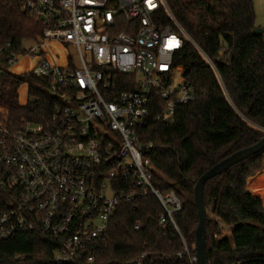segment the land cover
<instances>
[{
	"label": "built area",
	"instance_id": "1",
	"mask_svg": "<svg viewBox=\"0 0 264 264\" xmlns=\"http://www.w3.org/2000/svg\"><path fill=\"white\" fill-rule=\"evenodd\" d=\"M15 4L43 29L21 51L0 45V64L43 81L57 103L43 123L0 121V240L40 232L57 243L52 264L91 263L121 204L150 195L169 221L180 211L173 192L152 186L144 158L152 144L140 136L173 124L176 109L196 100L182 70L177 77L185 42L217 77L215 67L165 0ZM24 58L27 69L9 71ZM21 86L25 106L32 99Z\"/></svg>",
	"mask_w": 264,
	"mask_h": 264
},
{
	"label": "trees",
	"instance_id": "2",
	"mask_svg": "<svg viewBox=\"0 0 264 264\" xmlns=\"http://www.w3.org/2000/svg\"><path fill=\"white\" fill-rule=\"evenodd\" d=\"M15 1L0 0V45L10 42L14 51H21L43 27L20 12ZM165 1L217 74L185 42L175 63L194 87L196 100L176 109L173 124H152L141 132L140 142L152 144L144 155L151 184L162 195L173 192L180 211L169 221L150 195L121 204L95 246L93 261L79 264H188L197 227L195 182L264 136V29L253 34L258 26L252 0ZM24 82L32 101L21 106L18 89ZM55 103L43 81L30 74L12 75L0 64V111L8 114V124L43 123ZM261 167L264 149L205 183L207 264H264V208L246 188ZM57 248L40 232L16 235L0 240V264H52Z\"/></svg>",
	"mask_w": 264,
	"mask_h": 264
},
{
	"label": "water",
	"instance_id": "3",
	"mask_svg": "<svg viewBox=\"0 0 264 264\" xmlns=\"http://www.w3.org/2000/svg\"><path fill=\"white\" fill-rule=\"evenodd\" d=\"M254 35H261L262 29L253 31ZM264 149V136L257 143L247 148L234 152L230 156L218 162L203 175H201L194 184L192 191L193 206L197 214V227L194 231V263L207 264L205 259L206 231L205 220L206 210L203 202V189L206 182L230 170L237 164L258 155Z\"/></svg>",
	"mask_w": 264,
	"mask_h": 264
},
{
	"label": "rangeland",
	"instance_id": "4",
	"mask_svg": "<svg viewBox=\"0 0 264 264\" xmlns=\"http://www.w3.org/2000/svg\"><path fill=\"white\" fill-rule=\"evenodd\" d=\"M256 9L258 11V14H260L262 12L261 4H256ZM261 17H264V15ZM259 22H261V20H259ZM263 26H264V24H263ZM34 41L35 40H33L32 42H28L26 45H31L34 43ZM56 63L60 64V61L57 60ZM29 66H30V60L24 58V59L19 60L17 65L15 67H12L9 71L20 72L22 70L27 69ZM17 67L19 69H17ZM180 74H181V69H178L177 70V77H179ZM24 83H27V82H24ZM19 94H20L21 103H23L24 102L23 98L25 97V86L19 87ZM0 118H1L0 121L3 120L5 123L8 124V122L5 121V120H8V114L6 112H0ZM246 188H247V191L251 195L258 196L261 199L262 206L264 208V168L263 167H261V169H259L250 178H248L247 183H246ZM207 215H208V217H210L209 212L207 213ZM188 264H195L194 263V257H191V256L188 257Z\"/></svg>",
	"mask_w": 264,
	"mask_h": 264
},
{
	"label": "crops",
	"instance_id": "5",
	"mask_svg": "<svg viewBox=\"0 0 264 264\" xmlns=\"http://www.w3.org/2000/svg\"><path fill=\"white\" fill-rule=\"evenodd\" d=\"M252 3H253V6H254L256 26H258V28H260V29H264V26H263V24H264V17H261V16L264 15V0H252ZM256 4H261V7H262L261 10H262V12L260 14H258V11L256 9ZM259 20H261V22H259ZM17 69H19V68L17 67ZM23 99H25V97ZM18 102H19V104H21L19 89H18Z\"/></svg>",
	"mask_w": 264,
	"mask_h": 264
}]
</instances>
